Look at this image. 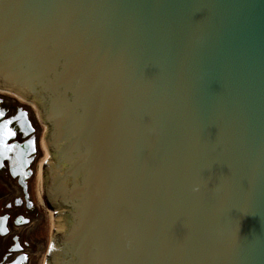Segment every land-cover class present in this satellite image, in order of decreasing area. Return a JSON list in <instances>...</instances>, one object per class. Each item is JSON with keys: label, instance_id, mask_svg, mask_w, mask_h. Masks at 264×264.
Segmentation results:
<instances>
[{"label": "water", "instance_id": "1", "mask_svg": "<svg viewBox=\"0 0 264 264\" xmlns=\"http://www.w3.org/2000/svg\"><path fill=\"white\" fill-rule=\"evenodd\" d=\"M0 61L85 147L77 262L264 264V0H0Z\"/></svg>", "mask_w": 264, "mask_h": 264}, {"label": "flooded vegetation", "instance_id": "2", "mask_svg": "<svg viewBox=\"0 0 264 264\" xmlns=\"http://www.w3.org/2000/svg\"><path fill=\"white\" fill-rule=\"evenodd\" d=\"M0 136L10 146L0 147V264H43L48 238L35 194L38 132L28 110L1 97Z\"/></svg>", "mask_w": 264, "mask_h": 264}, {"label": "rangeland", "instance_id": "3", "mask_svg": "<svg viewBox=\"0 0 264 264\" xmlns=\"http://www.w3.org/2000/svg\"><path fill=\"white\" fill-rule=\"evenodd\" d=\"M3 88V87H2ZM5 89H7V88H5ZM11 90V89H10ZM13 92H15V93H18V91H19V89H16V90H12ZM18 96H20V97H22L23 99H25V100H27V101H29V102H33V103H35V101H34V98L33 97H28V96H22V95H18ZM3 99H6V100H10L11 101V103H13V104H15V105H18L19 104V102L20 101H18L16 98H14V97H9V96H7V95H2L1 96ZM21 104V103H20ZM23 105V107H25V109H27L28 111H29V113H30V117H31V120H32V122H33V124H34V127L36 128V130H37V132H38V139H39V137H40V139H42V137H43V121H42V119H41V116H40V114H39V112H37L36 110H34L30 105H27V104H22ZM21 105V106H22ZM35 105H36V103H35ZM37 114H36V113ZM38 116V118H37V116ZM40 120H41V122H40ZM41 151V150H40ZM41 155H42V152L39 154V159H38V163H39V161H40V159H41ZM37 189H38V185H37V182L35 181V191H37ZM48 212L46 211V209H45V207H41V209H40V214H39V220L42 222V224L44 225V235H45V237H47L46 236V233L48 232V230H49V216H48Z\"/></svg>", "mask_w": 264, "mask_h": 264}, {"label": "bare ground", "instance_id": "4", "mask_svg": "<svg viewBox=\"0 0 264 264\" xmlns=\"http://www.w3.org/2000/svg\"><path fill=\"white\" fill-rule=\"evenodd\" d=\"M0 94H5V95H8L10 97H15V98L19 99L20 101L30 105L34 110L38 111V108L35 105V103L29 102V101L23 99L22 97L18 96L17 93L13 92L10 89H5V88L0 87ZM40 144H41V148H42V140H41ZM40 174H41V161H40L39 169H38V172H37V180H38V188H39V190H38V200H39V193H40ZM49 221H50V212H49Z\"/></svg>", "mask_w": 264, "mask_h": 264}, {"label": "snow or ice", "instance_id": "5", "mask_svg": "<svg viewBox=\"0 0 264 264\" xmlns=\"http://www.w3.org/2000/svg\"><path fill=\"white\" fill-rule=\"evenodd\" d=\"M7 131H8V134L14 135V133L11 131V129H8ZM2 139H3L2 136H0V147H4V148L10 147L8 145L3 144Z\"/></svg>", "mask_w": 264, "mask_h": 264}, {"label": "clouds", "instance_id": "6", "mask_svg": "<svg viewBox=\"0 0 264 264\" xmlns=\"http://www.w3.org/2000/svg\"><path fill=\"white\" fill-rule=\"evenodd\" d=\"M193 190H194V191H198V187H194Z\"/></svg>", "mask_w": 264, "mask_h": 264}]
</instances>
